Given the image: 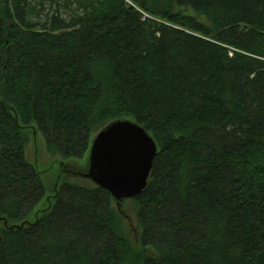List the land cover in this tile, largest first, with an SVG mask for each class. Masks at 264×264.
<instances>
[{
  "label": "trees",
  "instance_id": "16d2710c",
  "mask_svg": "<svg viewBox=\"0 0 264 264\" xmlns=\"http://www.w3.org/2000/svg\"><path fill=\"white\" fill-rule=\"evenodd\" d=\"M117 119L157 144L139 249L95 184L27 223L23 130L78 160ZM0 221V264H264V0H0Z\"/></svg>",
  "mask_w": 264,
  "mask_h": 264
},
{
  "label": "water",
  "instance_id": "95a60500",
  "mask_svg": "<svg viewBox=\"0 0 264 264\" xmlns=\"http://www.w3.org/2000/svg\"><path fill=\"white\" fill-rule=\"evenodd\" d=\"M156 154L157 144L144 127L130 119L113 120L93 138L88 168L78 175L106 189L120 203L147 186Z\"/></svg>",
  "mask_w": 264,
  "mask_h": 264
},
{
  "label": "rangeland",
  "instance_id": "374dc122",
  "mask_svg": "<svg viewBox=\"0 0 264 264\" xmlns=\"http://www.w3.org/2000/svg\"><path fill=\"white\" fill-rule=\"evenodd\" d=\"M45 11L48 4H44ZM206 22L204 18H199ZM99 130L92 133V140ZM23 132L28 137L24 147V156L28 163L32 164L40 172V178L44 186V197L26 218L27 223L34 222L41 210L52 208L56 198V191L66 182L76 185L88 186L94 183L77 173L86 172L88 168V155L82 159H63L59 154L48 151L45 139L40 129L33 125ZM114 209L119 222V234L127 237L133 247V250L139 249V235L141 229L136 217V204L132 199L124 200L120 203L113 202ZM49 209V210H50ZM40 211V212H38ZM6 225L0 221V230Z\"/></svg>",
  "mask_w": 264,
  "mask_h": 264
}]
</instances>
